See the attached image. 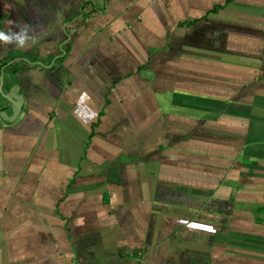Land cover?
Masks as SVG:
<instances>
[{
  "label": "crops",
  "instance_id": "1",
  "mask_svg": "<svg viewBox=\"0 0 264 264\" xmlns=\"http://www.w3.org/2000/svg\"><path fill=\"white\" fill-rule=\"evenodd\" d=\"M0 31V264H264V0H0Z\"/></svg>",
  "mask_w": 264,
  "mask_h": 264
},
{
  "label": "water",
  "instance_id": "2",
  "mask_svg": "<svg viewBox=\"0 0 264 264\" xmlns=\"http://www.w3.org/2000/svg\"><path fill=\"white\" fill-rule=\"evenodd\" d=\"M17 69L16 67L9 68L6 71V74H9L11 71ZM3 77L2 74L0 73V97H2L4 100H6L10 106V117L9 120H14L17 115L19 114L22 106V98L21 96L17 93L18 88L16 85V79L15 78H10L9 83H12L13 85L10 86V89L12 92L8 93H2L1 91V85H2Z\"/></svg>",
  "mask_w": 264,
  "mask_h": 264
},
{
  "label": "clouds",
  "instance_id": "3",
  "mask_svg": "<svg viewBox=\"0 0 264 264\" xmlns=\"http://www.w3.org/2000/svg\"><path fill=\"white\" fill-rule=\"evenodd\" d=\"M27 26H24V28L21 29V33L20 35H18L16 38L19 40V45L20 47L24 46V38H25V31L24 29H26ZM11 35H6L5 32L0 31V41H3L5 43H10L11 42Z\"/></svg>",
  "mask_w": 264,
  "mask_h": 264
}]
</instances>
